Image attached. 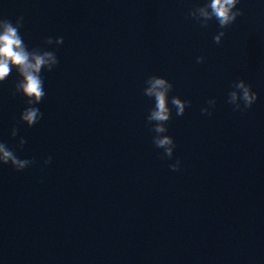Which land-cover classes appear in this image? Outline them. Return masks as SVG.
<instances>
[{
    "label": "water",
    "instance_id": "water-1",
    "mask_svg": "<svg viewBox=\"0 0 264 264\" xmlns=\"http://www.w3.org/2000/svg\"><path fill=\"white\" fill-rule=\"evenodd\" d=\"M207 2L0 0L30 49L68 35L38 124L19 122L15 71L0 84V141L35 157L0 165V264H264V3L241 0L216 44L190 16ZM153 74L191 101L161 134L172 157L147 120ZM240 79L258 93L243 112L227 102Z\"/></svg>",
    "mask_w": 264,
    "mask_h": 264
},
{
    "label": "clouds",
    "instance_id": "clouds-1",
    "mask_svg": "<svg viewBox=\"0 0 264 264\" xmlns=\"http://www.w3.org/2000/svg\"><path fill=\"white\" fill-rule=\"evenodd\" d=\"M264 3V0H260ZM241 0H208V2L199 7L196 11L190 13L193 18H203L205 22L214 20L219 27V31L213 39L216 44H220L226 35L225 29L232 25L239 16L243 15V10L238 7ZM23 26V17H17L15 23L0 17V84L5 82L10 74L15 71L17 79L15 83L14 95H20L25 99L26 107L19 115V122L32 127L38 124L46 115L47 109L42 101L47 98L50 92V84L47 75L44 73L51 72L56 68L63 56L60 47L68 39L67 33L58 36L55 40L47 38L44 43L49 46L45 50L30 49L24 42L20 29ZM206 27L207 24H202ZM206 57L200 55L196 58L197 63H204ZM43 70V71H42ZM147 87L144 93L153 99V107L150 115L147 117L149 123H153V130L156 133L154 143L157 147H163L172 157L173 150L177 148L173 136H161L168 131L167 122L171 119L173 107L177 116H182L186 109L191 105L190 100L182 99L180 96H171L173 83L165 76L151 75L146 81ZM228 103L234 106L236 111H246L251 108L258 99V93L255 92L251 84L244 79L233 85L229 92ZM169 101L172 107H169ZM216 104L215 98L207 101L208 107L201 109L202 113L211 115V108ZM18 136V128L11 129V137ZM28 143V139L20 137L15 148L10 147L7 143L0 141V165H10L16 170H22L31 166L35 162V157L25 155L22 151L23 146ZM52 156H49L45 163H51ZM169 167L173 171L181 168V161L177 159Z\"/></svg>",
    "mask_w": 264,
    "mask_h": 264
}]
</instances>
